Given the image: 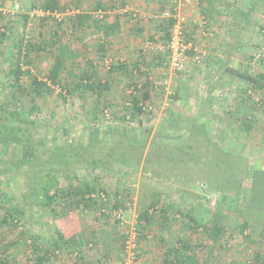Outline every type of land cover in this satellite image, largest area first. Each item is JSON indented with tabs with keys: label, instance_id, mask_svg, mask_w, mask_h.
<instances>
[{
	"label": "rangeland",
	"instance_id": "374dc122",
	"mask_svg": "<svg viewBox=\"0 0 264 264\" xmlns=\"http://www.w3.org/2000/svg\"><path fill=\"white\" fill-rule=\"evenodd\" d=\"M46 1L48 0H0V12L5 17L3 23L7 25V33L9 35L6 42L0 47V103L5 100V95L7 91H9V88H6V76L4 73L8 72L13 63L10 57L13 55L11 53L13 51L11 47L15 40L21 36H23L25 40L31 37L34 39L41 30H45L46 36L54 31V27L51 26V24H53L52 20H48L46 21L47 23L45 22L42 24V20L40 19L42 17L41 14L37 15V10L42 9L41 7ZM97 1L99 0H59L60 6H65V9L56 12L67 14L66 16H75L80 11H91L92 7L97 4ZM108 1L111 2V0H106L105 2ZM139 1L124 0L126 3L124 7L129 11L136 12L141 18L143 15H147L150 6H143L142 8V5H138ZM147 1L151 0H146L145 2ZM242 3V5L247 7L246 11L250 13L251 18H257L258 21L264 25V21H262V19H264V0H242ZM117 4V7L122 8L119 6L122 5L120 1H117ZM254 4L256 6L255 9H253ZM234 6H241V4L236 1ZM67 9L69 10L68 13H66ZM110 11L111 12L107 14L110 18H114L111 15H114L115 10ZM63 14H61V16H63ZM129 14L130 16L120 17L122 29H120L116 35H111L108 38L99 35L96 27L93 25L95 19L93 16L90 19L87 18L86 21H84L85 28L83 30H76V34L80 38L82 46L79 48L77 47L78 58L75 59L76 61L70 63V67L74 68L78 73L85 66L87 59L91 57L94 59L99 56L101 60L98 59V61L94 62L97 65L96 68L100 78L101 80H109L111 82V87L105 92L104 98L108 100V109H110V112H113L117 118L125 113L124 104L128 101L127 90L129 89V85H131L130 83L133 79L140 81L143 79L142 77H144V74L138 72L129 74L127 70L114 71L111 73L109 67L119 64V61L124 59L123 62H125L131 70V66L136 62H140L141 50H146L145 53H147V56L150 55L153 59L156 58L154 55L158 51L157 49H148L147 47L148 43L158 44V42L148 38L153 23L143 21L146 26L138 31L135 29L136 27L134 29L132 28V23H134L132 12ZM24 15H28L29 19L25 21V18H23ZM237 16L236 19L242 18L240 14ZM110 20L111 19H107L104 23ZM63 27L66 28V32L70 34L72 26L68 21L64 23ZM3 29L6 28L0 24V30ZM221 35L222 34H220V36ZM98 36H100V38H98ZM217 36L220 37L216 34L215 38ZM245 38L249 46L248 49L245 47L244 50L250 53V56L257 55L259 50L258 47L261 43L260 40H264V34L261 32L260 27H253L252 32L246 33ZM102 42L107 43L108 49L106 57L108 61L113 63L111 65L110 63L106 64L104 61L105 59L103 60L100 57L101 53L97 46ZM217 49H214V53L219 55L220 49ZM214 53L211 56L214 57ZM211 60V65L203 66V63H200V67H197V70L192 63H189L188 69L190 71L192 69L194 72L187 77L174 72L171 67H151V70L149 69L150 76L159 83H163L164 80L168 82L166 84H160L155 88L152 99V115L147 116L144 119V124L141 126L133 121L126 122L128 126L125 127L129 135H125L126 137L124 136L121 140L117 135L113 136L110 133L111 127H116L115 125L118 124L122 125L120 124V120L116 117L114 119L110 112L108 114L107 111H105L106 113L102 114L100 119H93L94 111L92 108L93 105H95V99L91 96L86 98L85 107L82 108L81 98H73L68 94L65 100L60 96V88L54 87V93L40 101L42 114L35 119L37 122L36 134L38 137H49L48 134H51V136L58 135L64 132L65 128H68L73 137L86 141L88 134L85 133L87 130L85 124L88 125V129H90V127L100 129L101 150L95 149L93 153L100 154V151H103L104 153H102V155L107 153L111 154L112 157L110 159L112 160V165L110 170L99 168L94 171L91 168L84 170L81 168L77 171L79 177L83 178L80 181L85 179L83 176L86 172L87 175L89 174L91 177L96 174L99 183L97 186H102L109 191L110 197L112 193L115 192L122 194L124 208L121 211L122 217L127 221V225L121 226L120 224H116L115 219H109L94 209H77L69 212H62L63 209L58 207V212L53 213L49 209L31 205L26 197L29 191L28 185L30 183L34 184L39 177L32 174L33 172L30 173V169H32L33 166L30 164L29 166L27 160L24 162L13 160L14 158L25 157L30 153H25L26 151L21 148V150L17 151L11 149L4 155V161L0 163L3 177V180L0 178V183L4 180L9 183L8 186L7 184L2 185V188L7 190L10 196V199L4 198L3 200V205L5 206L1 208L0 220L7 216L8 212L6 210L7 208H11L12 205L22 206L25 210V215L18 223L13 219H10L7 223H2L0 226V239L3 243H6L17 239L23 233L22 238L11 247L8 253V257L14 264H30L28 258L31 256L29 244L30 235L32 234L40 236L43 247H48L51 246L52 242L57 238L56 232L58 230L66 237H70L72 235H81L84 231L89 232L91 229L97 230L95 232L96 238H94L99 246L97 250L91 251L90 255L79 259L76 254L78 252L77 249H74V246L68 245L58 250V252L52 256L50 264H101L97 260L98 257H103L102 259L104 260L102 264H121L124 256L123 241L127 239L130 227L136 222L140 207L148 205L155 195V198L160 199V202L169 203V208L172 210L173 214H175L177 209H180L182 213L190 212L195 218H198L202 224H211L217 221L225 226L227 230L235 231L234 236L228 237L226 235V238L223 239V243H225L222 247L221 264H227L229 262L233 264H263L262 262H256L254 260L252 252L259 248V243H262L261 246L264 250V236L259 235L257 239L259 243L257 242L255 245L252 244L250 240L245 242L242 233L236 229V223L241 222L240 211L242 208L243 211L245 210L242 220L246 219L249 222L251 226L250 229L255 232V234H260V232L264 231V212L262 210L246 209L249 196V189L246 188L249 186L251 169L264 167V111H262V106L252 107L250 99L240 103L241 98L245 96L244 91L247 88V83L243 78L235 76L233 72L230 73V70H225V67L229 66L243 71L245 67H243L240 61L224 62L216 61L214 58ZM42 62L43 64H41L44 68H48L54 61L49 58L47 61ZM242 62L246 65H252L251 67H253V69H257L261 72L263 71L264 73V63L260 64L257 60L252 61L249 59ZM140 63L143 62L141 61ZM222 68L223 70L221 71ZM37 74L40 79L44 78L40 72H37ZM230 78L232 79L230 80ZM23 81H26L25 78H23ZM175 92H178L183 98L180 100L173 99L172 95ZM199 95L204 99L206 97L212 98L213 110L211 111L210 117L213 118L209 121L211 136L213 140L221 144V148L224 151V153L223 151L220 153L221 150L217 147L219 151L217 154H221L222 158H232L234 161L233 163H239L238 169L241 165L240 161L243 163L247 162L250 167L247 168L245 178L242 180L245 189L243 188L241 192L239 186H236L238 185L237 182L241 180L238 172H236V175L233 177L238 179L237 181L233 180V185L236 189H229L222 185V183L224 184L223 179H214L209 169L203 170V167H201L202 163H199L198 166L192 164V167H189V162H178L182 154L179 153L177 147H182L183 144L185 146L190 142L189 138L193 139L194 136H190L189 133L186 135L185 132H181V129L178 128L173 129V132L169 134L166 131V121H168L166 116L168 113L180 114L186 111L188 109V106H185L187 100L194 105V110H197L196 107L198 106L196 104L198 103V99L200 100ZM181 96H179V98ZM258 98L263 99L264 95L262 93L256 94L254 99L257 100ZM220 99H222V103H220ZM23 101L27 107L31 105V103L27 102L25 99ZM248 110H250V112ZM219 118L221 119L220 123L222 122V125H224L223 131L217 124ZM250 120L252 127L248 130L244 122L246 123L247 121L250 123ZM200 134L201 133H199V135ZM130 136L132 140L137 141H133L131 145L129 144L128 146V144L123 143V140ZM196 136L198 137V134L195 135V137ZM57 137L59 138V135ZM146 138L147 145L141 156L140 167L137 168V146L135 144H138L140 139L144 141ZM164 138H166V143L162 142ZM114 147L116 152L112 154V148ZM166 147L170 149L172 154L170 153L169 155L172 156V159L164 156L162 161L156 160L154 155L155 150H160L161 148L163 152V150H166ZM152 148L153 154L151 153V159L149 160L153 162V164L150 165V171H153V173L146 175L143 173L142 165ZM44 149V147L41 148L40 153L46 158ZM212 149L211 147L210 152L208 151V157H206L205 152H202L205 157L202 158V160L205 161V163H207V159L210 163H214L213 159H211L214 154ZM214 149H216V147H214ZM4 150H7V147ZM203 150L204 149H202V151ZM167 153H169V151ZM175 154L177 159H173ZM123 160L127 162L126 167ZM10 161H12V164H10ZM77 166L76 164L74 167ZM65 167L66 166L62 169ZM233 170L236 171V169ZM62 171L63 170H56L54 172H57L59 180L64 182L67 181V179ZM219 171L221 175L226 173L229 177L226 165L220 163ZM226 183L228 182L226 181ZM234 192L239 194H235ZM214 200L216 204H211ZM176 215L178 218L179 214ZM180 228L181 227L178 226V229ZM158 231H162L161 233L165 236L168 244L175 242L177 238L176 230L172 229L166 232L161 228L158 230L154 229L155 236L151 232H148L149 234H145V237H139L140 249H144L145 251L146 249L143 247L144 244L156 243L158 237L161 236L159 233L157 235L156 232ZM180 233H182V235L185 234L186 237L188 236L183 230H181ZM244 233H248V231ZM148 235H151L152 238H148ZM179 236L181 235L178 234V237ZM202 241L204 244L212 245V240L208 239L205 234L202 235ZM152 244L146 247H151ZM244 245H246L247 248H244ZM149 251L150 249L143 254L140 252V261L136 264L141 262L142 255L144 258L148 257L147 253ZM106 253H108V257L104 256ZM149 259L148 257L147 260ZM155 260H157V258L155 259L153 257L152 262H154V264H156Z\"/></svg>",
	"mask_w": 264,
	"mask_h": 264
},
{
	"label": "trees",
	"instance_id": "16d2710c",
	"mask_svg": "<svg viewBox=\"0 0 264 264\" xmlns=\"http://www.w3.org/2000/svg\"><path fill=\"white\" fill-rule=\"evenodd\" d=\"M105 1L106 0L97 1V4L94 5L92 10L89 12L80 11L75 16L63 15L61 18H58L56 16L57 12L55 11H62L65 9V6H60L59 0H48L44 2L41 7L45 13L41 15L42 17L40 19L42 20V24L48 20H52L53 24H51V26L54 27V31L50 35L46 36L45 30H41L38 36L34 39L31 37L28 40H25L24 37L21 36L13 43L11 47L13 50H11V53L13 55L10 57V60L13 63L8 72L4 73L6 76V88H9V91H7L5 95V100L0 103V163L4 161V155L11 149L16 151L22 149L26 151L25 153H30L25 156L26 158L23 156L21 158H14L13 160L17 162H24L27 160L28 165L30 164L33 166V168L30 169V173L33 172L32 174L39 177L34 184L30 183L28 185L29 191L26 194V197L31 205L49 209L53 213L58 212V207L63 209L62 212H69L77 209H94L109 219H115L116 224H120V219L116 217L115 213L124 208L122 194L115 192L112 193L110 197L109 191L104 189L102 186H97L99 183L96 174L91 177L89 174L87 175L86 172L83 176L86 180L84 179L85 181L82 180L84 181L82 182L80 180L83 178L79 177L77 171L81 168L82 170L91 168L94 171L99 168L110 170L112 165V160L110 159L112 157L111 154L107 153L102 155V153H104L103 151H100V154L93 153L95 152V149L99 150L101 148L99 135L100 129L94 127H90V129H88V125L85 124V128L87 129L85 133L88 134L86 141H83L84 139H76V137H73L68 128H65L64 132L58 134L59 138L57 137L58 135L51 136V134H48L49 137L43 138L38 137L36 134L37 122L35 120L42 114L40 101L54 93V87L60 88V96H62L65 100L68 94L73 98H81L82 108L85 107L86 98L88 96L93 97L95 99V105H93L92 109L94 111L93 119L95 120L100 119L102 114L106 113L105 111L109 114V103L107 102L108 100L104 98V94L110 89L111 82L109 80H101L100 78L99 72L96 68L97 65L94 62L100 59L99 56L94 59H87L85 66L78 73L74 68L70 67V63L76 61L75 59L78 58L77 47L79 48L82 46L80 38L76 34V30H83L85 28L84 21H86L87 18L90 19L93 16L95 18L93 25L96 27L99 35H101V37L104 36L108 38L111 35H116L120 29H122L120 17L130 16L129 12H118V10L123 9L126 4L124 0H111V2ZM117 1L121 2L122 5L119 6L122 8L117 7ZM145 1L146 0H140L138 5H142V8L143 6H150L148 8L149 11L147 12V15H143L141 18L139 15L134 16L132 14L134 22L132 23V28L134 29L136 27L135 29L140 31L146 26L143 21L151 22L153 25L150 29L148 38L152 41L167 45V43L171 40L172 27L176 22V18L163 16L162 12H164V10H170L171 12L176 13L178 0ZM201 3L202 0H195L191 4L181 8V12L185 17L182 23V32L184 33L186 41L193 42V48L195 45L198 48L197 51L194 49H189L187 51V64L183 70L173 69L174 72L180 73L184 75V77L192 75L194 72L191 68V71L188 69L189 63H192L197 70V67H200V63H203V66L211 65V59L215 57L211 56L212 54L210 55L200 42L197 41L198 34L200 33L204 36L203 39L206 38L207 40H211L215 37L212 24L209 21L210 13L207 8H200V13L197 19H195L196 21L194 19H190L185 12L189 6L195 5L198 8ZM229 4L234 5L232 1ZM255 7L256 6L254 4L253 9H255ZM110 10H115L114 15H111L114 18H110L108 15L111 12ZM236 10L243 15L240 19L241 21L238 23L239 28L240 26L246 27L248 24H250L248 26L252 25L253 27L259 26L261 32L264 34V25L260 23L257 18H251L250 13L248 11H243V9L239 10L236 8L235 11ZM98 12H103L104 16H99ZM150 14L158 15V17H147ZM231 14L234 16L233 13ZM202 16H204L205 19L203 28L199 20ZM4 18L5 17L0 12V24L6 28L0 30V47L9 37L7 33V25L3 23ZM23 18H25L26 21L29 19V16L24 15ZM107 19L111 20L104 23ZM66 21H68L72 26L70 34L66 32V28L63 27ZM262 21H264V19H262ZM233 37H235V35ZM98 38H100V36H98ZM260 42L259 47L255 46L259 49L257 55H251L249 60L253 61L256 59L260 64H262L264 63V40H260ZM98 46L97 48L101 53L100 57L103 60L105 59L104 61L106 64H113L108 61V58L106 57L107 49L105 48V45L100 43ZM239 49L237 45L234 46L233 44L232 47H229L228 45L225 49V53L228 55H237L236 53L240 52ZM145 52L146 50H141V58L139 59L140 62L142 61L143 63L136 62L133 66H131V70L125 62H123L124 59H121L119 64L111 65L109 67V71L111 73L114 71L127 70L129 74H133L132 72L144 74V77H142L143 79L140 81L133 79L130 83L131 85H129V89L127 90L128 101L124 104L125 113L121 114V116L117 118L113 112H110L112 117L114 119L116 117L120 120V124H122L119 125L117 123L118 125H115L116 127H111L110 129V133L113 136L117 135L118 138L120 137V140L125 135H129L128 130L126 129L128 126L126 122L128 123L129 121H133L137 125L141 126L144 124V119L147 116L152 115V99L155 88H157L160 84H166L168 82L164 80L163 83H159L156 79L150 76L151 74L149 71L151 70V67H171L169 49L157 51L154 55L157 60L151 58L152 56L150 55L147 56V53ZM49 58L53 59L54 62L48 68H44L42 61H47ZM240 62L243 67H245H242L243 71H239L238 69H234L228 65V67H225V70H230V73L233 72L235 76L243 78L247 83V88L244 91L245 96L241 98L240 103L250 99L252 107L255 108L262 106V111H264V98H258L257 100L254 99L256 94L262 93L264 95V73L263 71L261 72L257 69H253V67H251L252 65H246L244 62ZM222 70L223 68L221 71ZM37 72H40L44 78L40 79ZM23 78H25V82L23 81ZM231 79L232 78H230V80ZM179 96L181 95H179L178 92H175L172 95V98H175V100L183 98L182 96L179 98ZM199 98L200 100L198 99V103L196 104L198 106L196 107L197 110L195 109L196 111L194 110V105L187 100L185 106H188V109L186 111L180 114L168 113L166 116L168 120L166 121V131L169 134L173 132V129L178 128L181 129V132H185L186 135L189 133L190 136H194L193 139L189 138L190 142L185 146L183 144L182 147H177L179 153L182 154V156L179 157L178 162H189V167H192V164L198 166L199 163H202L201 167H203V170L209 169V172L213 175L214 179H223L224 184L221 182L222 185L228 187L229 189H236L233 185V180L237 181L238 179L233 177L236 175V172H238L241 180L240 182H237L238 185L236 186H239L241 192L243 188L245 189L242 180L245 178L247 168L250 167L247 162L243 163L240 161L241 165L238 169L239 163H233L234 161L232 158H222L221 154H217L219 153L217 147L221 150L220 153H222L223 149L218 141L213 140L211 136V126L209 127V121L213 118L210 117L211 111L213 110L212 98L206 97L204 99L201 95H199ZM24 99L31 103L29 107L25 105L23 101ZM221 100L222 99H220V103H222ZM248 111L250 112V110ZM246 118L247 117L245 116V119ZM220 120L221 119L219 118L217 124L222 130L224 125H222V122L220 123ZM244 124L246 125V129H251V120L250 123L246 121ZM199 133L201 134L199 135ZM197 134L198 137H195ZM131 136L123 140V143H126L129 146V144L131 145L133 141H137L132 140ZM165 140L166 138H164L162 142L166 143ZM135 145L137 146V168H139L142 153L147 145V138L144 139V141L140 139L138 144ZM6 147L7 150H4ZM43 147L45 148L44 153L46 154V158L42 155V153H40L41 148ZM211 147L213 148L212 152L214 153L211 159H213L214 163H210L208 159L206 160L207 163H205V161L202 160V158H205L202 152H205L206 157H208L207 153L208 151L210 152ZM214 147H216V149H214ZM202 149L204 150L202 151ZM168 151L169 153H167ZM115 152L114 147L112 148L111 153L114 154ZM151 153L153 154V148L150 150L148 156H146L145 162L142 165L143 173L146 175L153 173V171H150V165L153 164V162L149 160L151 159ZM170 153V149L166 147V150H163V152L161 148L160 150H155L154 155L156 160L162 161L164 156L172 159V156L169 155ZM176 157L177 156L175 154L173 159H177ZM123 161L126 167L127 162L126 160ZM220 163L227 166L229 177L226 173L222 175L220 174ZM10 164H12V161H10ZM76 164L78 166L74 167ZM64 166L66 167L62 169ZM233 169H236V171ZM56 170H63L62 172L67 181H60L57 172H54ZM0 178H3L1 168ZM249 179V186L246 188L249 189L248 204L246 209L262 210L264 212V167L251 169ZM226 181L228 183H226ZM4 184H7L8 186L9 183L5 180L0 183V214L1 208H4L3 206H5L3 205L4 198L10 199L7 190L2 188V185ZM236 191L239 192L238 190ZM237 192L234 193H240ZM102 194H104V197ZM155 197L156 195L152 197L148 205L140 207L136 221L139 228V236L145 237V234H149L148 232H151L155 236L154 229L158 230L160 228L162 230L164 229L166 232H169L172 229L176 230L177 238L172 244L167 243L165 236L161 237L160 242L163 246V252L161 251L162 255L159 259V264H221L222 247L225 243H223V239L226 238V235L228 237L234 236L235 231L227 230L225 226L217 221L211 224H202L199 219L195 218L190 212L182 213L180 209H177V213L175 212V214H173L172 210L169 208V203L160 202V199ZM6 211L8 214L4 219L0 220V226L2 223H7L10 219H13L16 223H18L25 215V210L22 206L12 205V207L7 208ZM244 213L245 210L243 211L241 208V222L236 223V229L242 233L245 242L250 240L252 244L255 245V243L258 242L257 239L259 235L264 236V231L260 232V234H255V232L250 229L251 226L249 222L246 219L242 220L244 218ZM176 214H179L178 218ZM178 226L181 228L178 229ZM91 230L89 232L92 234L88 231H84L81 235H72L70 237H66L60 230H58L56 232L57 238L52 242L51 246L48 247H43L40 236L35 234L30 235L29 250L31 251V256L28 258L29 263L50 264L52 256H54L58 250L68 245L72 247L74 246V249H77V256L79 259L87 257L91 254V251H95L99 247L97 241L94 239L96 238L95 232L97 230ZM181 230L186 232L188 236L186 237L185 234L182 235V233H180ZM245 231H248V233H244ZM178 234L181 236L178 237ZM204 234L207 235L208 239L212 240V245L203 243L202 235ZM22 236L23 233L17 239L6 243H3L0 239V264H14V262H12V260L8 257V253L10 252L11 247L15 245L18 240L22 238ZM125 241L126 240L123 241V248L125 246ZM261 244L262 243H259V248L255 249L252 254L256 262H262L264 264V250ZM245 247L247 248L246 245H244V248ZM141 250L142 249L138 246L135 264L140 261L139 257ZM104 256L108 257V253ZM102 258L103 257H98L97 259L101 264L104 260ZM227 264L233 263L229 262Z\"/></svg>",
	"mask_w": 264,
	"mask_h": 264
},
{
	"label": "crops",
	"instance_id": "0c3cea01",
	"mask_svg": "<svg viewBox=\"0 0 264 264\" xmlns=\"http://www.w3.org/2000/svg\"><path fill=\"white\" fill-rule=\"evenodd\" d=\"M235 3L236 1L238 3L241 4V6H234L232 4L229 3ZM242 1L240 0H202V3L200 6H195V5H191L189 6L185 12L187 13V16L190 17V19H197L198 15H199V10L200 8H204L206 7L207 10L210 13V23L212 24V28L215 32V35H219L222 34L220 37H214L213 39H206L200 34H198V42H200V44L202 46H204L205 50L208 51V53L213 54L214 53V49L219 50L220 49V54L217 55V53H214V59L216 61H246L247 59L250 58V53H247L246 50H244L245 47L249 46V43L246 42V38L245 35L246 33H251L252 32V28L253 26H248L250 24H248L246 27H242L240 26L239 28V22L241 21L240 19H236V16L238 14H240V12L238 10L235 11V9H243V11L247 10V7H245L244 5H242ZM233 11V12H232ZM230 12V13H229ZM234 16H232V14ZM242 17L243 15L240 14ZM231 17V19H230ZM238 17V16H237ZM196 21V20H195ZM235 35V37H233ZM218 38V39H217ZM245 39V41H244ZM237 44H236V43ZM105 45V48H107V43L102 42ZM100 44V43H99ZM98 44V45H99ZM234 44L237 45L238 49L240 52H237L235 54L232 55H228L225 53V49L227 48V46L229 45V47H232ZM233 50V49H232ZM218 56V57H217ZM246 57V58H245ZM93 58V57H91ZM220 58V59H218ZM157 60V59H154ZM256 61V59H255ZM221 63V62H220ZM162 231H158L157 233H159L161 236L158 237V241L156 243H147V245H143V247H145V251L149 250L150 251L147 253V256L150 258L149 260L148 257H143L141 258V262L140 264H154V262H152L153 257L156 259L158 258L156 261V264H159V259L162 255V243L160 242V239L162 236H164L162 233ZM148 238H152L150 235H148ZM152 244L151 247H146V246H150ZM144 249L141 250L142 254L145 253ZM162 251V252H161ZM151 261V262H150Z\"/></svg>",
	"mask_w": 264,
	"mask_h": 264
},
{
	"label": "built area",
	"instance_id": "2783aa9c",
	"mask_svg": "<svg viewBox=\"0 0 264 264\" xmlns=\"http://www.w3.org/2000/svg\"><path fill=\"white\" fill-rule=\"evenodd\" d=\"M195 0H178V7L176 8V13L171 12L170 10H164L162 12L163 16L166 17H175L176 22L174 23L172 27V34H171V40L167 43V45H164L162 43H148L147 47L148 49H157L158 51H161L163 49H169L170 51V64L171 68L174 70H183L186 67L187 64V51L189 49L198 50L197 46L193 48V42L186 41L184 33L182 32V23L185 19L183 13L181 12V8L183 6L189 5ZM68 9L67 12L68 13ZM133 12L127 10V8L119 9L118 12ZM56 12V11H55ZM45 12L42 9L37 10V15H43ZM99 13V12H98ZM63 14V13H61ZM60 13H56V16L58 18H61ZM134 16H138L136 12L132 13ZM67 15V14H63ZM99 16H104L103 12L99 13ZM147 17L149 18H157L158 15L150 14ZM201 26L203 28V24H205L204 16L199 18ZM199 57V56H198ZM104 197V194H102ZM211 204H216V201H212ZM116 217L120 219V225L125 226L127 225V221L122 217V211L115 213ZM139 228L137 221L132 224V226L129 229V234L127 236V239L125 241L124 246V256L122 259L121 264H135L136 258H137V248L139 246ZM77 254V253H76Z\"/></svg>",
	"mask_w": 264,
	"mask_h": 264
}]
</instances>
